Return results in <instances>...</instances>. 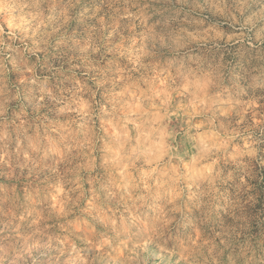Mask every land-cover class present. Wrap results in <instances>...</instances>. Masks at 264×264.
I'll return each instance as SVG.
<instances>
[{
    "label": "rangeland",
    "instance_id": "obj_1",
    "mask_svg": "<svg viewBox=\"0 0 264 264\" xmlns=\"http://www.w3.org/2000/svg\"><path fill=\"white\" fill-rule=\"evenodd\" d=\"M0 264H264V0H0Z\"/></svg>",
    "mask_w": 264,
    "mask_h": 264
}]
</instances>
